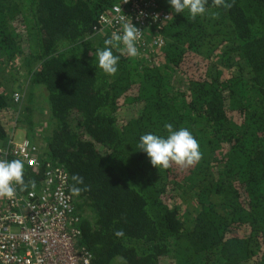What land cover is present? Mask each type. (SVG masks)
Listing matches in <instances>:
<instances>
[{
    "label": "trees",
    "instance_id": "1",
    "mask_svg": "<svg viewBox=\"0 0 264 264\" xmlns=\"http://www.w3.org/2000/svg\"><path fill=\"white\" fill-rule=\"evenodd\" d=\"M118 1L0 0V148L20 126L44 154L21 192L47 165L66 174L91 264H264V0H208L195 20L153 0L168 22L137 58L113 48L110 76L93 29ZM166 123L192 132L199 164L152 167L139 138ZM73 175L90 190L73 196Z\"/></svg>",
    "mask_w": 264,
    "mask_h": 264
},
{
    "label": "built area",
    "instance_id": "2",
    "mask_svg": "<svg viewBox=\"0 0 264 264\" xmlns=\"http://www.w3.org/2000/svg\"><path fill=\"white\" fill-rule=\"evenodd\" d=\"M122 16L126 20H122ZM168 20L169 16L160 12L152 1L119 0L98 18L93 30L95 34L111 37L113 32L122 34L125 22L131 21L144 32L149 27L163 26ZM139 43H144L143 33L137 45ZM150 44L142 46L150 48ZM152 44L161 48L163 41L157 39ZM19 99L14 95V101ZM9 141L3 148L7 155L0 153V159H19L30 169L40 167L44 154L38 142L31 138ZM68 186L66 174L56 166L47 165L40 187L27 193L17 187L14 198H3L0 203V264H91L90 253L76 245L81 232Z\"/></svg>",
    "mask_w": 264,
    "mask_h": 264
},
{
    "label": "clouds",
    "instance_id": "3",
    "mask_svg": "<svg viewBox=\"0 0 264 264\" xmlns=\"http://www.w3.org/2000/svg\"><path fill=\"white\" fill-rule=\"evenodd\" d=\"M127 2V0H126ZM174 13L179 14L187 10L191 19L203 16L207 11L208 0H168ZM234 0H212L213 7H222L225 10L231 9ZM219 13H212V18H218ZM126 20L125 16L121 17ZM142 33L131 21L122 25V34L113 32L111 38L104 40L105 47L95 52L98 59V67L107 75L113 76L118 72L120 57L113 54V48H119L122 44V54L130 58H137L141 55L137 42ZM164 128L166 136L147 133L139 138L138 148L146 153L152 167L167 170L173 165L179 168L193 167L202 160L203 153L200 151L198 140L187 128L174 129L171 123H166ZM27 143V142H25ZM0 153L7 155L6 150L0 148ZM75 182L70 192L73 196H79L83 191H89L90 187H77L83 184V177L73 175ZM35 187V181L25 183L24 162L19 159L11 161L0 159V198L12 199L16 195L17 187L20 191H26L29 187ZM114 235L117 238L123 237L122 229L116 230ZM121 264H127L123 257L118 258Z\"/></svg>",
    "mask_w": 264,
    "mask_h": 264
},
{
    "label": "crops",
    "instance_id": "4",
    "mask_svg": "<svg viewBox=\"0 0 264 264\" xmlns=\"http://www.w3.org/2000/svg\"><path fill=\"white\" fill-rule=\"evenodd\" d=\"M149 1H152V2H154L155 4H156V2L155 1H153V0H149ZM157 5V4H156ZM40 109H45V108H43V107H41ZM20 132V138H21V136H22V138H24L25 137V134H26V132L24 131V130H22V128L20 127V126H16V128H15V135L13 134V136H15V138L17 137V134ZM10 137H11V135H10ZM31 139H33L35 142H38V141H36L34 138H32L31 137ZM40 144V143H39Z\"/></svg>",
    "mask_w": 264,
    "mask_h": 264
},
{
    "label": "rangeland",
    "instance_id": "5",
    "mask_svg": "<svg viewBox=\"0 0 264 264\" xmlns=\"http://www.w3.org/2000/svg\"><path fill=\"white\" fill-rule=\"evenodd\" d=\"M37 101V100H36ZM45 102V101H44ZM30 107H36L34 104H32V106H30ZM42 128V127H41ZM42 130V129H41ZM41 134V131L40 130H37V132L35 133V136L37 137V138H40V136H38V135H40ZM21 134H20V132L17 134V141H21L22 140V136H21V138L19 137ZM36 137H35V139H36Z\"/></svg>",
    "mask_w": 264,
    "mask_h": 264
}]
</instances>
